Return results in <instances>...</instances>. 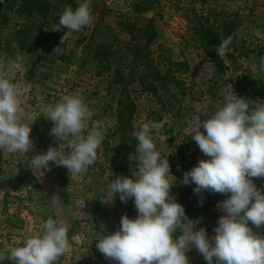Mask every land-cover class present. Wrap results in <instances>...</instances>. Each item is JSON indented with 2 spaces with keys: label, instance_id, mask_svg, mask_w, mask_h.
<instances>
[{
  "label": "rangeland",
  "instance_id": "obj_1",
  "mask_svg": "<svg viewBox=\"0 0 264 264\" xmlns=\"http://www.w3.org/2000/svg\"><path fill=\"white\" fill-rule=\"evenodd\" d=\"M2 1L1 14L4 13ZM40 2L51 5L53 10L46 19L49 23L58 24L61 0ZM69 2L80 5L84 0ZM146 8L148 10L143 12ZM90 11L92 22L101 17L122 43L129 40L124 25L134 23L133 29H138L142 26V19L151 18L157 34L149 47L151 57L160 74L168 72L164 80L167 91L158 90L153 94L141 90L136 83L130 84L133 76L126 77L128 70H121L120 74L129 83L125 97L134 105L129 108L131 118L125 129L128 175L135 179L138 173L136 133L144 123H159V130H152L150 134L161 159L166 158L170 166L172 177L169 181L173 184L170 196L183 208L186 205L193 208L205 206L215 193L207 190L194 193V183H182L184 173L196 167L200 160L209 159L190 135L196 129L194 117L199 116L201 120L209 118L223 106L224 97L232 92L237 98L248 101L250 110L264 103V0H91ZM40 25L38 27L34 20L14 11L7 14L6 23L0 22V61L3 62L0 75L18 89V115L21 123L31 127L30 139L33 142V148L25 155L0 150L1 188L8 194L7 214L14 216L11 222H6V216L0 210V253L8 255L13 248L23 246L25 239L42 234L43 223L52 218L58 226L68 228L69 248L56 264H116L98 251L94 234L85 220L92 219L101 229L113 234L119 229L122 216L127 215L130 219L137 216L133 202L126 212V203H122L118 195L113 199L109 195V183L121 177L117 163L119 150L109 151L105 156L99 147L95 162L79 175H72L67 168L51 163L47 170L38 171L30 162L33 156L46 153L50 147L61 152L68 151L63 142L50 135L54 125L44 117L45 106L60 102L66 95L79 96L89 110L88 120L95 114V121L101 122V125L106 123V127L110 128L112 120L109 113L115 108L111 98L107 99L108 103L99 99L106 95L108 84L101 77L73 66L61 72V61L58 59L45 70L47 63L40 59L42 54L40 57L36 55L46 50L52 55L61 52L60 40L56 37L61 31L50 32ZM206 25L217 28L220 45L231 38L226 55L218 54L220 45L213 48L217 59L204 55L195 31ZM21 28L25 33L20 37L23 44L20 52V46L10 39L13 32ZM256 30H259V35ZM68 43L71 44L67 47L73 49L77 56L80 46ZM57 47L60 50L54 51ZM166 57L174 62H184L187 71L182 74L169 68L163 60ZM14 62L22 64L24 71L10 68L9 65ZM139 71L140 65L134 70L135 75ZM90 129L87 122L84 132L88 134ZM199 131L204 132V129ZM115 143L110 141L111 147ZM21 161L34 172L35 187L21 188L16 185V163ZM252 179L264 194V178ZM61 183L68 194L65 204L57 197ZM218 195L216 204L184 225L186 229L198 231L205 228L209 239L215 235L214 228L218 226L220 216L224 215L218 205L229 198L230 193ZM75 221L78 223L74 224ZM248 226L252 227L250 223ZM253 231L264 237V227L253 228ZM181 234L180 229L178 235ZM186 255L188 264H207L194 247ZM0 264L13 262L5 260Z\"/></svg>",
  "mask_w": 264,
  "mask_h": 264
},
{
  "label": "clouds",
  "instance_id": "obj_2",
  "mask_svg": "<svg viewBox=\"0 0 264 264\" xmlns=\"http://www.w3.org/2000/svg\"><path fill=\"white\" fill-rule=\"evenodd\" d=\"M90 4L91 0H84L75 10L65 6L59 23L52 28L66 30L61 45L72 32L92 23ZM256 34H260L259 30ZM230 39L222 42L219 55L227 54ZM59 50L57 47L54 51ZM9 67L24 71L20 63ZM17 94L16 86L0 75V150L25 155L33 148V142L31 127L20 122ZM43 112L54 125L50 135L63 142L68 151L50 147L46 153L31 158L32 167L47 170L51 163L67 168L72 175L86 171L95 162L104 139L101 122H92L87 136L83 135L89 110L79 96L66 95L60 102L45 106ZM194 123L196 129L190 135L209 159L200 160L184 173L182 183H194V193H230L218 205L224 215L214 228L215 235L209 239L205 228H185L183 221L188 218L184 208L170 196L173 184L169 181L168 160L161 159L150 134L161 125L148 122L136 133V178L117 177L108 185L112 199L116 195L122 203L133 199L137 216H122L119 229L98 240L96 248L105 259L116 264H188L186 253L194 247L207 264L214 260L215 264H264V237L253 231L264 227V194L252 179L264 178V103L250 110V103L232 92L213 115L204 120L196 116ZM201 128L204 132L199 131ZM42 227V234L25 239L23 246L13 248L8 255L0 253V262L56 264L69 248L68 228L58 226L52 218ZM177 229L182 234L174 239Z\"/></svg>",
  "mask_w": 264,
  "mask_h": 264
},
{
  "label": "trees",
  "instance_id": "obj_3",
  "mask_svg": "<svg viewBox=\"0 0 264 264\" xmlns=\"http://www.w3.org/2000/svg\"><path fill=\"white\" fill-rule=\"evenodd\" d=\"M4 13H0V22H7V14L14 11L18 14H22L26 18H31L34 20L38 27L42 26L48 28L52 32L54 23H49L46 19L53 9L50 8V4L40 2V0H3ZM65 6H71L75 10L79 5H74L69 2V0H61V11L62 15ZM2 5L0 4V9ZM148 9H144L146 12ZM142 26L138 29L134 28V23L131 25H124V28L128 30L129 40L127 43H122L112 31L105 25L101 17L95 19L91 24L82 27L78 32H72L61 45V52H55L52 55L49 51H39L36 57H40L43 61L47 63L45 70L54 65V61L58 59L61 61V72L62 69H67L69 66H73L77 69H85L87 72L92 73L95 77H101L107 81L106 95L99 97L100 101L103 103H108V98L112 99V104L115 107L113 111H110L109 118L112 127H106V123L102 125L105 129L104 139L100 145L101 152L103 155H107L109 151H118L120 157L117 160L119 170L121 171V177L132 178L128 175L127 159L125 157V140L126 134L125 129L131 118V111L129 108L134 107L132 101L126 96V90L129 83L125 81L123 76L120 74L122 69L128 70L126 77L133 76L130 79V84L136 83L142 89L148 93L156 94L158 90L167 91L166 83L164 82L167 78L166 71L161 74L157 71V65L155 60L151 57V52L149 50L150 45L156 39V28L154 26L153 20L151 18H144L141 21ZM39 29V28H38ZM37 29V30H38ZM133 29V30H132ZM216 27L206 25L200 27L195 31L196 40L199 44L204 55L210 59H217L218 57L214 55L213 48L220 45L218 35L216 34ZM66 30H61L59 35L56 37L61 41L62 36ZM25 33L23 28L18 29L13 32V40L22 49V41L20 37ZM141 38V43L139 39ZM68 42H74L75 47L80 46L77 56L73 49L68 48ZM139 42V43H138ZM43 45V43H42ZM48 56V57H43ZM163 58V57H162ZM167 66L169 68H174L176 72L184 74L187 71V65L184 62H174L168 57L164 58ZM138 61L140 63H138ZM140 65L139 74L135 75L134 70ZM135 76V78H134ZM12 83L11 81H9ZM111 103L109 104L112 105ZM93 118L88 120L89 128L92 127V122L95 121V114ZM34 125H37L35 120ZM84 136H87L83 132ZM110 141H115V146L111 147ZM35 181L34 172L27 166L24 162L16 163V185L21 188H28L29 186L35 187L33 183ZM3 182L0 183L1 197H0V210L1 213L5 214L6 222H11L14 216L7 214V197L8 194L1 187ZM57 197L61 200L62 204L68 201V194L65 191L64 185L61 183V190L57 192ZM219 199L218 193H215L214 197H209L205 206L191 207L186 205L184 207L185 216L188 220H184L183 224L186 225L199 216L200 213L205 212L209 207L216 204ZM133 202L132 198L126 203V212ZM96 208L93 209V214H95ZM86 224L89 225V229L93 232L94 243L96 244L99 239L110 234L104 229H101L99 225L92 222V219H86ZM75 221L74 224H77ZM119 226V225H118ZM180 229L173 234V238H177ZM7 253V252H5ZM62 258V256H61Z\"/></svg>",
  "mask_w": 264,
  "mask_h": 264
}]
</instances>
